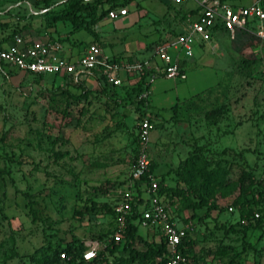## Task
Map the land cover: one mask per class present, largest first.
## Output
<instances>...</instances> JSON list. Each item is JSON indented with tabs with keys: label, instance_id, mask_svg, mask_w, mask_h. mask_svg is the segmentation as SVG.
I'll use <instances>...</instances> for the list:
<instances>
[{
	"label": "rangeland",
	"instance_id": "374dc122",
	"mask_svg": "<svg viewBox=\"0 0 264 264\" xmlns=\"http://www.w3.org/2000/svg\"><path fill=\"white\" fill-rule=\"evenodd\" d=\"M65 1L0 0V11L17 3L0 15V43L27 23L33 28L37 22L32 23L31 17H41L45 5L57 11ZM196 1L134 0L124 7V17L104 19L97 30L113 34L115 41L151 45L170 37L178 29L179 17L196 9ZM222 1L235 8L256 0ZM27 18L30 22L23 23ZM258 24L264 28V20ZM250 28L254 30L255 24ZM55 29L52 37H62L64 49H82L88 43L100 46L92 28L73 30L69 23L57 22ZM42 32L43 28L36 31ZM214 40L215 47L193 48L184 67L185 80L157 78L149 86L143 108V117L151 124L147 154L155 180L159 182L162 175L164 186L189 187V196L197 184H184L173 170L194 146L202 147L212 164L227 170L232 185L212 189L205 197L206 207L195 213L202 217L193 220L190 232L196 264L229 260L264 264V218L262 228L242 231L236 223L247 222L239 221L232 204L251 196L258 200L257 191L264 196V47L245 33L232 41L225 33L217 34ZM121 45L115 43V51ZM102 52L109 58L114 54L107 46ZM149 54L133 56L141 60ZM56 85H51V75L42 79L22 73L0 75V264H46L57 245L72 238L83 243L97 236L110 240L111 224L103 205H111L127 185L140 109L126 100L115 103L121 91L116 100L92 92L86 101L66 103L55 94ZM243 172L252 175L251 184L237 183ZM91 187L102 193L94 196ZM15 191L30 195L31 206ZM141 197L148 198L143 193ZM170 206L175 209L176 203L171 201ZM263 208L264 204L254 206L252 212L260 217ZM229 226H234L233 232H225ZM139 232L150 240L151 231ZM221 248L226 250L223 255L218 254Z\"/></svg>",
	"mask_w": 264,
	"mask_h": 264
},
{
	"label": "built area",
	"instance_id": "2783aa9c",
	"mask_svg": "<svg viewBox=\"0 0 264 264\" xmlns=\"http://www.w3.org/2000/svg\"><path fill=\"white\" fill-rule=\"evenodd\" d=\"M194 10L195 14H186L183 21L178 20V29L172 31L174 36L162 39V42L154 45L150 54L141 60H113L104 55L97 44L87 45L79 55L74 56L57 41L14 37L9 45L0 47V75L5 76L8 71H14L23 75L69 76L76 82L81 79L94 80L95 72L105 83L119 88L126 84L133 85L146 74L143 89L136 97V101H142L145 105L149 86L157 78L185 80L186 75L180 61L192 56L194 46L211 43L216 31H224L229 39H233L236 33H245L255 40L259 48L264 44V28L256 25L264 20V9L260 0L246 7L235 8L222 0H198ZM126 14L125 8H118L109 11L106 18L114 20ZM254 24L255 29L252 30L250 27ZM150 130L149 120L142 117L137 124V150L127 177V185L115 195L112 204L114 232L110 239L115 243L122 241L126 218L135 203V191L138 187L141 195L143 193L148 197L143 199L140 195L142 202L139 205L140 216L137 221L139 229L157 232L162 238L166 250L163 264H187L189 261L181 253L180 243L192 229V222L172 220L174 207L157 196L158 182L154 177L147 175L146 183L136 184L140 177L148 172L150 159L147 146ZM253 216L258 217L256 213ZM83 246V264H96L98 252L103 245L99 241L91 240L83 243Z\"/></svg>",
	"mask_w": 264,
	"mask_h": 264
},
{
	"label": "trees",
	"instance_id": "16d2710c",
	"mask_svg": "<svg viewBox=\"0 0 264 264\" xmlns=\"http://www.w3.org/2000/svg\"><path fill=\"white\" fill-rule=\"evenodd\" d=\"M134 0H66L64 7L57 11L47 10L48 7L45 5L44 13L42 14L43 20V29L48 30L51 29L52 33H56L55 24L57 22H67L71 25L73 30H79L82 28L83 30L91 29L95 24L101 21L106 17L107 13L111 10L124 8ZM261 5L264 9V0H260ZM175 13L179 14V11H175ZM186 14L193 15L195 14V10H190ZM182 14L179 17L180 21L185 19V15ZM31 28L30 24L27 23L22 26V30H29ZM216 30H218L216 28ZM170 35L174 36V33L171 31ZM14 35H11V37ZM53 41L62 42L61 39L51 38ZM162 42V39H157L153 44L148 45L146 47L147 51L150 52L154 45ZM264 47V44L262 45ZM113 60H119L116 58H112ZM127 61H132V58L129 57L126 59ZM182 67V63H180ZM16 73L14 71H8L4 78L8 75ZM27 76H31L36 79H42L44 76L41 75H32V74H24ZM94 80L91 79H81L73 82L72 78L69 76H58L51 75V85L53 83H57L55 94H60L66 103L73 102L79 103L81 100L86 101L87 97L93 93L99 95H107L117 97L116 94L118 91H121L122 94L118 101H114L115 103L129 101L131 104L137 107V110L140 109V115L135 119V134L132 141L134 145L132 149V165L134 163V158L137 150V138H136V129L138 121L143 117V108L144 102L136 101V97L142 91L143 82L145 81L146 74L142 75L138 81H136L133 85L130 86H122L119 88L113 87L105 83L102 77L96 76L94 72ZM56 79H59L58 82L62 83V85L56 82ZM87 81H92L95 88L91 87V85H87ZM66 84L71 85L74 88L76 93H72L67 89ZM94 90V91H93ZM116 100V98H114ZM147 101H145L146 103ZM83 107L79 110L81 112ZM142 109V110H141ZM202 147L194 146L192 150L186 152V156L183 159H180L177 163L175 169L173 170L174 176H177L184 184L196 183V188L191 190L192 195L189 196L190 189L186 188H176L164 186V178L159 177V182L157 185L156 194L159 198H161L164 202H168L171 205V201L176 203V208L172 211V220L176 222H186L187 220L192 222L201 221L202 217L195 215L197 211L201 208L206 207L207 198L209 197L212 189H224L229 186L227 180V170L225 167H221L216 163L212 164V161L206 159L202 154ZM212 165V166H211ZM132 167V166H131ZM152 165L149 162L148 172L140 177L139 182L136 184L146 183L147 175L152 176ZM153 177V176H152ZM253 181L252 175L249 173H242L238 179L237 183L247 185L251 184ZM232 185V184H230ZM19 193L21 196L28 199V205L31 206L30 195L26 193H21L19 191H15ZM91 193L94 196H97L98 193H102L99 187H91ZM135 203L132 205L131 213L126 218V230L122 234V241L113 242L111 239L106 242L102 237H95L91 240L99 241L103 246L97 255L96 264H163L165 261V244L158 236L157 232H151L150 240H146L145 234L139 232V227L137 225V221L140 216L139 205L141 204V190L137 187L135 191ZM257 195L259 197L258 200H254L251 196L249 199H243L241 201L234 200L233 206L239 211V221L245 220L247 223L245 225H241L239 222L236 223L235 226H240L242 231H247L250 229H260L263 226V218H264V208L262 209L261 216L254 218V213L252 212V208L254 206H262L264 204V196L261 191H257ZM94 205V203H92ZM111 205H103V209L109 217V222L111 224V229L109 235L111 236L114 232V224L113 218L114 214L112 211ZM93 207V206H92ZM208 210V208L206 209ZM31 211V209H30ZM86 211V209H85ZM189 212L190 215L182 216V213ZM80 215V213H76ZM233 232L234 226H229L225 232ZM190 231H188L185 237L181 240L180 250L181 253L186 256L188 259L187 264H196L198 262V258H196L192 254V249L194 247V241L190 235ZM146 233V232H145ZM84 250L83 242L78 239L72 238L69 242L58 244L56 249H54L53 253L48 255V259L46 260V264H83L81 261V253ZM226 253L224 248L220 249L219 255H223ZM62 254L63 258H60L59 255ZM225 264H239L234 260H229Z\"/></svg>",
	"mask_w": 264,
	"mask_h": 264
},
{
	"label": "crops",
	"instance_id": "0c3cea01",
	"mask_svg": "<svg viewBox=\"0 0 264 264\" xmlns=\"http://www.w3.org/2000/svg\"><path fill=\"white\" fill-rule=\"evenodd\" d=\"M11 1H13V0H9V2H11ZM58 1H61V0H58ZM14 4H8L7 5V7H6V10H10L11 9V7L13 6ZM17 5V3L14 5V6H16ZM5 10V11H6ZM5 11H0V15L1 14H3V13H7V12H5ZM34 13V12H33ZM4 16H5V14H4ZM124 17V16H123ZM104 19H107L106 17L105 18H103L102 20H104ZM42 20V16L41 17H37V16H34V17H31V22L32 23H34V22H37V24L36 25H34V26H32L33 28H30L29 30H22L20 33H18V34H15L14 36H12L11 38H10V40H6V41H3V42H1L0 43V47H6V46H2V45H5L4 43H8L9 42V44H10V42H11V40L14 38V37H17V36H20V37H22V38H24V39H41V40H52L51 38H53L52 37V30L51 29H48V30H44V32H42V33H36V31H37V29H42L43 28V21H41ZM101 20V21H102ZM107 20H109V19H107ZM38 21H39V23H38ZM121 22V26H120V28H123L122 27V20H120ZM26 22H30V20H29V18H27V19H25L24 21H23V23H26ZM100 22V21H99ZM98 22V23H99ZM97 23V24H98ZM97 24H95L93 27H92V29L94 30V34H96L95 35V38L100 42V47H101V49L104 47V46H107L108 48H110L111 49V52L112 53H114V54H112V56H111V58H116V59H119V60H125V59H127V58H129V57H131L132 59H136L133 55L134 54H136V53H140V52H148L147 51V49H146V47L148 46V45H143V46H141V47H137L136 45H135V43L136 42H133V41H125V40H114L116 37H114L113 36V34H100V32H98V30H97ZM118 30H120V29H118ZM123 31H125V29L123 30ZM222 33H225L224 31H222V30H218V31H216L215 32V34L213 35L215 38H216V36H217V34H222ZM226 34V33H225ZM239 35V34H241V33H236L235 35H234V37H233V39H235V36L236 35ZM214 37H212V41H211V43H209L208 45H206V46H208V47H215L217 44H216V40H214L215 38ZM61 39H62V37H60ZM229 39V38H228ZM233 39H229L230 41H232ZM117 42H119V43H121L122 45H121V47H122V49H120V50H117V51H115V49H114V45H115V43H117ZM91 44V43H90ZM87 45H89V43L88 44H86L82 49H78V48H76V47H69L67 50L72 54V55H74V56H77V55H79L82 51H83V49L87 46ZM205 45L204 44H199V45H197V46H194V47H198V48H200V49H202L203 47H204ZM145 47V48H144ZM194 50V49H193ZM193 50H192V56L189 58V59H182L181 61H180V63H182V68H183V70H184V67H185V65H187V64H189L190 63V59L193 57ZM236 50V49H235ZM115 51V52H114ZM92 84H94L92 81H90ZM90 83V84H91ZM92 86V85H91ZM93 87V86H92Z\"/></svg>",
	"mask_w": 264,
	"mask_h": 264
}]
</instances>
